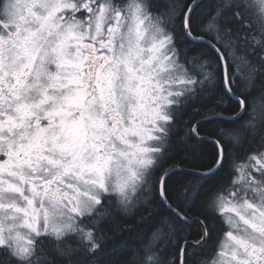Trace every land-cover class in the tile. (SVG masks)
<instances>
[{
    "label": "snow or ice",
    "instance_id": "obj_1",
    "mask_svg": "<svg viewBox=\"0 0 264 264\" xmlns=\"http://www.w3.org/2000/svg\"><path fill=\"white\" fill-rule=\"evenodd\" d=\"M0 264H264V0H0Z\"/></svg>",
    "mask_w": 264,
    "mask_h": 264
}]
</instances>
